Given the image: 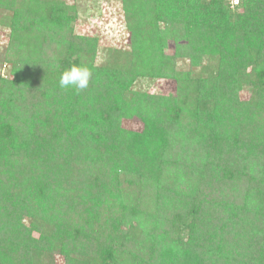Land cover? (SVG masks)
<instances>
[{
    "label": "trees",
    "instance_id": "16d2710c",
    "mask_svg": "<svg viewBox=\"0 0 264 264\" xmlns=\"http://www.w3.org/2000/svg\"><path fill=\"white\" fill-rule=\"evenodd\" d=\"M153 1H125L130 50L99 65L61 3L29 12L57 43L26 36L13 8L0 264H264V0ZM183 55L206 69H180ZM73 64L87 89L60 87ZM159 77L174 92L131 87Z\"/></svg>",
    "mask_w": 264,
    "mask_h": 264
},
{
    "label": "rangeland",
    "instance_id": "374dc122",
    "mask_svg": "<svg viewBox=\"0 0 264 264\" xmlns=\"http://www.w3.org/2000/svg\"><path fill=\"white\" fill-rule=\"evenodd\" d=\"M126 0H52L50 4L61 3L64 15V27L69 29V32L75 36L91 38L98 46L95 64L99 65L104 62L107 54L121 55L130 50V30L126 24V14L124 3ZM42 0H0V77L12 79L14 76L12 63L8 60L9 38L15 25L11 23L13 18V8H17V15L20 17L21 26L29 25L34 22L26 36H30L34 41H42L45 36L51 33L45 32L42 25L32 18L29 12L33 9L37 14H43ZM154 4L157 0L153 1ZM38 7H42L38 8ZM41 9V10H40ZM60 12V11H59ZM29 13V14H28ZM71 15V19H69ZM62 17V16H61ZM58 34V33H53ZM52 43H57L54 38L50 37ZM56 39V38H55ZM58 40V38H57ZM59 42V41H58ZM174 43L169 41L166 46V52L173 53ZM201 58H199L200 60ZM188 56L183 55L177 59V66L185 71L191 70V73H198L205 68V61L195 62L193 64ZM192 64V65H191ZM197 64L199 66H197ZM202 66V67H200ZM206 69V68H205ZM210 67L207 66V70ZM197 71V72H196ZM135 90L148 93L161 92L168 94L174 92L175 81L170 78H139L131 84ZM241 99H247L249 92L247 87H243L239 93ZM124 126L130 129L141 130L142 124L137 119H132L130 122H125ZM26 223V220H23ZM36 235V232L32 233ZM54 264H62L61 258H56Z\"/></svg>",
    "mask_w": 264,
    "mask_h": 264
},
{
    "label": "clouds",
    "instance_id": "9594fccd",
    "mask_svg": "<svg viewBox=\"0 0 264 264\" xmlns=\"http://www.w3.org/2000/svg\"><path fill=\"white\" fill-rule=\"evenodd\" d=\"M91 78L92 71L89 67L73 64L61 73L59 85L64 89L72 87L82 91L89 87Z\"/></svg>",
    "mask_w": 264,
    "mask_h": 264
},
{
    "label": "built area",
    "instance_id": "2783aa9c",
    "mask_svg": "<svg viewBox=\"0 0 264 264\" xmlns=\"http://www.w3.org/2000/svg\"><path fill=\"white\" fill-rule=\"evenodd\" d=\"M239 3H240V0H228V4L230 5V7H235Z\"/></svg>",
    "mask_w": 264,
    "mask_h": 264
}]
</instances>
